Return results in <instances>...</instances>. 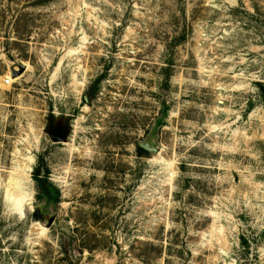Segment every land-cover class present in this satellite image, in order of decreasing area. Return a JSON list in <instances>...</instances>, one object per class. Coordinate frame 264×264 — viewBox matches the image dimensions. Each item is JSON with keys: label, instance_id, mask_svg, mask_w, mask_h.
I'll return each mask as SVG.
<instances>
[{"label": "rangeland", "instance_id": "1", "mask_svg": "<svg viewBox=\"0 0 264 264\" xmlns=\"http://www.w3.org/2000/svg\"><path fill=\"white\" fill-rule=\"evenodd\" d=\"M0 264H264V0H0Z\"/></svg>", "mask_w": 264, "mask_h": 264}, {"label": "water", "instance_id": "2", "mask_svg": "<svg viewBox=\"0 0 264 264\" xmlns=\"http://www.w3.org/2000/svg\"><path fill=\"white\" fill-rule=\"evenodd\" d=\"M24 67H25V66L22 64L20 69H18V70H13V71H12V75H13V77H16V76L20 75V74L23 72ZM49 134H50V133H49ZM50 135H51V134H50ZM52 138H54V140H62V138H61V139L56 138V137H52ZM140 146H141L143 149H146V150H148V151L157 152V148H156V147H153V146H150L149 143H142ZM37 212H39V211L37 210ZM39 215H40V214H39ZM40 219H42V216H41V215H40Z\"/></svg>", "mask_w": 264, "mask_h": 264}, {"label": "bare ground", "instance_id": "3", "mask_svg": "<svg viewBox=\"0 0 264 264\" xmlns=\"http://www.w3.org/2000/svg\"><path fill=\"white\" fill-rule=\"evenodd\" d=\"M21 204H20V201H14L13 202V206L16 208V207H19Z\"/></svg>", "mask_w": 264, "mask_h": 264}, {"label": "flooded vegetation", "instance_id": "4", "mask_svg": "<svg viewBox=\"0 0 264 264\" xmlns=\"http://www.w3.org/2000/svg\"><path fill=\"white\" fill-rule=\"evenodd\" d=\"M56 138H59V139H61V138H62V136H57Z\"/></svg>", "mask_w": 264, "mask_h": 264}, {"label": "trees", "instance_id": "5", "mask_svg": "<svg viewBox=\"0 0 264 264\" xmlns=\"http://www.w3.org/2000/svg\"><path fill=\"white\" fill-rule=\"evenodd\" d=\"M37 214H38V216H39V218H40V215H39V213L38 212H36Z\"/></svg>", "mask_w": 264, "mask_h": 264}]
</instances>
